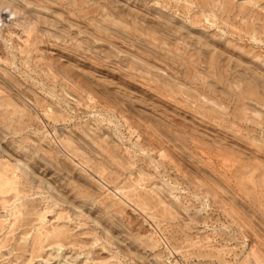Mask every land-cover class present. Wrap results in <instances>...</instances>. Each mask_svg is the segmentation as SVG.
Here are the masks:
<instances>
[{
    "label": "rangeland",
    "instance_id": "obj_1",
    "mask_svg": "<svg viewBox=\"0 0 264 264\" xmlns=\"http://www.w3.org/2000/svg\"><path fill=\"white\" fill-rule=\"evenodd\" d=\"M0 264H264V0H0Z\"/></svg>",
    "mask_w": 264,
    "mask_h": 264
}]
</instances>
